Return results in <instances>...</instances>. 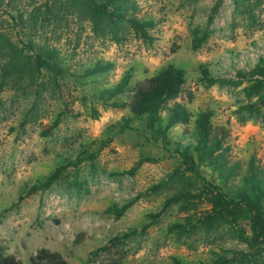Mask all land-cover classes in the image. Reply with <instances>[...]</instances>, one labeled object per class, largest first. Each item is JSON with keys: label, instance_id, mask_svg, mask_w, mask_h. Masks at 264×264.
Segmentation results:
<instances>
[{"label": "rangeland", "instance_id": "rangeland-1", "mask_svg": "<svg viewBox=\"0 0 264 264\" xmlns=\"http://www.w3.org/2000/svg\"><path fill=\"white\" fill-rule=\"evenodd\" d=\"M45 1L0 0V21L15 40L19 32L26 40L31 33L37 43L71 56L77 68L113 62L98 87L119 82L129 70L136 83L168 65L183 69L193 100L185 95L180 102L193 118L212 110L230 127L238 156L257 154L264 164V84L256 90L255 80L241 77L264 56V0H138L140 15L158 22L152 43L129 30L120 41L97 34L81 15L42 25L37 11L34 31L32 11ZM18 13L25 14L24 25L11 20ZM205 31L208 38L194 49V38ZM69 92L74 100L82 96L73 87ZM61 106L59 93L27 82L0 91V249L22 264H32L42 248L69 264H264V251L241 237L251 234L248 221L204 223L212 199L202 179L170 178L180 161L145 122L123 131L126 111L101 110L94 120L77 101L75 113L82 115L67 116L46 135ZM60 167L58 183L32 193ZM190 193L199 195L169 201ZM127 205L121 217L110 211Z\"/></svg>", "mask_w": 264, "mask_h": 264}, {"label": "trees", "instance_id": "trees-1", "mask_svg": "<svg viewBox=\"0 0 264 264\" xmlns=\"http://www.w3.org/2000/svg\"><path fill=\"white\" fill-rule=\"evenodd\" d=\"M37 11L44 17L42 25L53 20L62 22L67 14L84 16L93 32L111 36L116 41H120L122 32L129 30L143 42L152 43V33L158 25L154 18L140 15L138 0H46L34 7L32 15ZM10 18L14 25H24L27 21L24 13L11 14ZM38 23V15H35L30 25L34 31L38 29ZM29 37L26 40L24 33L19 32V39L15 40L0 21V91L22 81L27 82L28 87H42L59 93L61 112L46 135L57 129L67 116L82 115L75 113L77 101L94 120L101 117V110L126 111L122 118L123 131L134 129L136 120L145 122L150 135L161 140L165 150L179 159V166L170 178L190 173L202 179L204 194L212 199V208L204 223L238 224L246 220L251 234L242 235V239L253 248L264 251V164L257 154L247 160L238 156L230 127L216 121L212 110L202 111L193 118L187 104L180 102L185 95L190 102L193 100L187 90L183 69L168 65L155 76L136 83H133V71L129 70L119 82L98 87L96 82L115 68L113 62L99 59L77 68L72 66L71 56L56 47L37 43L31 33ZM207 38L206 31L194 38V49H199ZM203 75L211 83L215 81L207 68H203ZM241 77L255 80L254 86L259 90L264 84V56L253 70ZM70 87L80 90L82 96L74 100ZM106 145L103 142L102 147ZM95 156L97 154H92L91 159L95 160ZM64 169L60 167L46 176L32 193L50 189L62 179ZM198 195L179 194L169 201L179 202L183 197L190 200ZM127 208L128 205L116 206L110 211L121 217ZM31 263L69 264L61 253L46 248L32 256ZM0 264L22 263L16 256L0 249Z\"/></svg>", "mask_w": 264, "mask_h": 264}]
</instances>
